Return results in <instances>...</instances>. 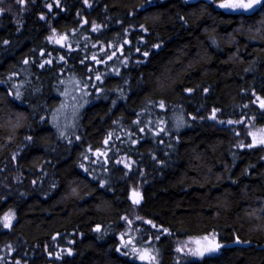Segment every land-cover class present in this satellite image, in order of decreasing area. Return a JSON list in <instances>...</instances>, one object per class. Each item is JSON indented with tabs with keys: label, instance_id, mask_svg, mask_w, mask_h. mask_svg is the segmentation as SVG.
Here are the masks:
<instances>
[{
	"label": "trees",
	"instance_id": "obj_1",
	"mask_svg": "<svg viewBox=\"0 0 264 264\" xmlns=\"http://www.w3.org/2000/svg\"><path fill=\"white\" fill-rule=\"evenodd\" d=\"M221 1L0 0V264H264V0Z\"/></svg>",
	"mask_w": 264,
	"mask_h": 264
},
{
	"label": "rangeland",
	"instance_id": "obj_2",
	"mask_svg": "<svg viewBox=\"0 0 264 264\" xmlns=\"http://www.w3.org/2000/svg\"><path fill=\"white\" fill-rule=\"evenodd\" d=\"M261 0H259L260 2ZM226 0H222L218 5L225 3ZM245 3L250 2V0H244ZM253 5L255 6L257 3H255V0H252ZM240 9L237 10H233V11H239ZM74 85V84H73ZM73 85L71 86L72 89L69 91L70 94H68V92L64 93L65 94V98L64 101H62L55 110V114H54V118L55 121L61 123L63 126H66L68 123L70 124L72 122V119L76 116V112L79 108V106L82 103L77 102L75 99L73 100V97H75L76 95V91L74 90L75 88H73ZM82 97L81 94L79 93L78 95H76V97ZM250 136L252 138V142L255 144H264L261 141H264V127H257V128H252V130L250 131ZM130 194H131V199H132V210L135 211L136 207L135 204H137L139 202V194L140 191L138 188H133L131 187L130 189ZM9 217V221H5V217ZM12 213L11 212H6L2 218H1V223L2 225L5 227V223H8L9 225L12 223L13 219H12ZM129 222H133V225H137L136 227H140L139 224L143 223L140 218L136 217L133 213H131L129 216ZM197 241H195L194 239H176L174 240L175 243V251L176 253H179L181 256L185 257V259L189 258H193L196 257L199 254H202V252L200 251V249L202 247L206 248L208 247V245H204L203 243H196ZM203 244V245H202ZM179 249V251H178ZM195 253V254H194ZM178 255V254H177ZM141 256L146 257V253L142 254Z\"/></svg>",
	"mask_w": 264,
	"mask_h": 264
},
{
	"label": "snow or ice",
	"instance_id": "obj_3",
	"mask_svg": "<svg viewBox=\"0 0 264 264\" xmlns=\"http://www.w3.org/2000/svg\"><path fill=\"white\" fill-rule=\"evenodd\" d=\"M255 3H259V0H255ZM219 7L230 9V10H237V9L249 10L253 8V2L252 0H250V2L248 3H245L244 0H226V2L220 4ZM261 142L264 143V141H261ZM5 221H9V217L6 216ZM8 226L9 224L5 223V227H8ZM205 239H207V237H205ZM196 243H199V241H197ZM141 259H144V256H141Z\"/></svg>",
	"mask_w": 264,
	"mask_h": 264
},
{
	"label": "water",
	"instance_id": "obj_4",
	"mask_svg": "<svg viewBox=\"0 0 264 264\" xmlns=\"http://www.w3.org/2000/svg\"><path fill=\"white\" fill-rule=\"evenodd\" d=\"M238 243V241H236Z\"/></svg>",
	"mask_w": 264,
	"mask_h": 264
}]
</instances>
